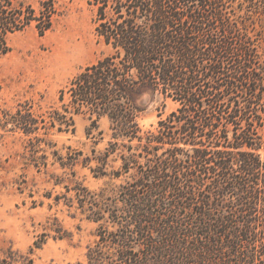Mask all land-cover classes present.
I'll use <instances>...</instances> for the list:
<instances>
[{
    "label": "trees",
    "instance_id": "1",
    "mask_svg": "<svg viewBox=\"0 0 264 264\" xmlns=\"http://www.w3.org/2000/svg\"><path fill=\"white\" fill-rule=\"evenodd\" d=\"M87 1L108 52L59 90L42 122L75 133V117L88 114L90 136L108 118L103 151L81 159L51 142L53 164L125 178L113 195L77 186L99 240L75 264H264V0ZM56 2L0 0V52L11 50L10 33L50 30ZM145 96L179 105L146 130ZM7 115L5 127L40 128L29 110ZM37 141L30 159L40 168Z\"/></svg>",
    "mask_w": 264,
    "mask_h": 264
},
{
    "label": "rangeland",
    "instance_id": "2",
    "mask_svg": "<svg viewBox=\"0 0 264 264\" xmlns=\"http://www.w3.org/2000/svg\"><path fill=\"white\" fill-rule=\"evenodd\" d=\"M28 1L39 8L40 0ZM56 6L53 27L44 35L33 23L10 33L7 41L11 50L0 52V255L8 257L11 264L87 263L89 247L99 240V223L82 213L76 188L99 191L106 187L113 195L111 189L125 178H97L82 164L73 169L53 164L51 142L62 154H67L69 147L82 151L83 159L93 148L103 151L110 139L106 117L99 120L90 136L88 114L75 117V133L51 131L49 124L42 122L43 118L49 120L51 106L57 105L59 90L108 52L98 42L95 11L87 0H57ZM143 103L147 109L140 121L146 130L155 129L160 114L166 117L179 105L161 96L154 100L145 96ZM18 109L23 113L29 110L41 119L36 132L26 134L11 123L3 126L7 114ZM37 137L43 141L35 156H47L40 159L47 162L40 168L30 159L32 149L38 147L33 143ZM120 163L112 161L111 165L118 168Z\"/></svg>",
    "mask_w": 264,
    "mask_h": 264
}]
</instances>
